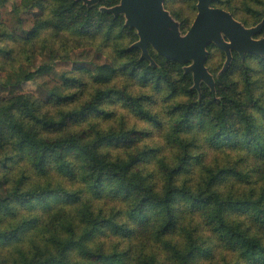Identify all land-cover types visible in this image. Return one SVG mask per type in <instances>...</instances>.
<instances>
[{
    "label": "clouds",
    "instance_id": "clouds-1",
    "mask_svg": "<svg viewBox=\"0 0 264 264\" xmlns=\"http://www.w3.org/2000/svg\"><path fill=\"white\" fill-rule=\"evenodd\" d=\"M201 4L0 0V264H264V0Z\"/></svg>",
    "mask_w": 264,
    "mask_h": 264
},
{
    "label": "water",
    "instance_id": "water-1",
    "mask_svg": "<svg viewBox=\"0 0 264 264\" xmlns=\"http://www.w3.org/2000/svg\"><path fill=\"white\" fill-rule=\"evenodd\" d=\"M126 2L132 6L130 8V14L133 15L134 20L137 22H140L141 24H143L146 27L147 36H149L150 39L155 38L157 33H155L152 29L151 17L149 15L147 9H143V8L139 7L140 4H147L150 2V0H126ZM206 3H207V0H202V4H201L202 16L198 19H203L204 14L207 13ZM198 27H199V25H197V28ZM258 30L259 29L254 30V31H258ZM195 34H196V29H194V32L191 35H195ZM191 35H190L189 39H191ZM141 39H143V37H141ZM236 39H237L238 43L246 45V46L252 43V42L248 41L247 37L244 35H237ZM168 40H171V37H169ZM257 46L264 49V41L258 42ZM174 51H189V52H192V54H194V47L190 44L185 43V42H181V45L176 46L174 48ZM206 61L207 60H205V64H206ZM183 63L187 64L186 65L187 67H192L195 64V59L190 58L186 61H183ZM192 73L194 75V73H195L194 68H193Z\"/></svg>",
    "mask_w": 264,
    "mask_h": 264
},
{
    "label": "rangeland",
    "instance_id": "rangeland-1",
    "mask_svg": "<svg viewBox=\"0 0 264 264\" xmlns=\"http://www.w3.org/2000/svg\"><path fill=\"white\" fill-rule=\"evenodd\" d=\"M183 2V0H175V3L176 4H180V3H182ZM170 15H171V13H170ZM173 19H175V17L173 16ZM177 23H179V21H177Z\"/></svg>",
    "mask_w": 264,
    "mask_h": 264
},
{
    "label": "trees",
    "instance_id": "trees-1",
    "mask_svg": "<svg viewBox=\"0 0 264 264\" xmlns=\"http://www.w3.org/2000/svg\"><path fill=\"white\" fill-rule=\"evenodd\" d=\"M206 63H207V61H206ZM185 65H187V64H185ZM191 74H193V73H191Z\"/></svg>",
    "mask_w": 264,
    "mask_h": 264
}]
</instances>
